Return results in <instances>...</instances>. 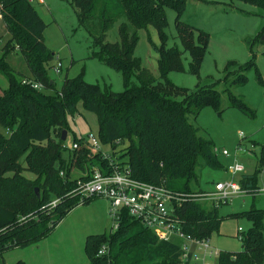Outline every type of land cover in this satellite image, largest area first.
<instances>
[{"label": "trees", "instance_id": "16d2710c", "mask_svg": "<svg viewBox=\"0 0 264 264\" xmlns=\"http://www.w3.org/2000/svg\"><path fill=\"white\" fill-rule=\"evenodd\" d=\"M233 1L209 4L225 11L234 8ZM238 1L264 10V0ZM186 2L70 0L77 26L88 33L96 48L90 57L119 71L123 90L114 92L110 87L88 83L80 72L75 77L65 76L60 90L46 93L55 85L48 74L54 54L43 40L46 24L32 2L0 0L1 20L9 35L0 55V74L8 83L7 88L0 90V257L9 249L38 241L69 211L95 198H81L76 191L71 192L78 179H88L94 167L110 170L109 160L103 158L100 151L93 153L84 140L79 141L75 135L73 142L78 143V148L63 147L66 139L61 140L62 131L66 130L67 136L70 131L67 115H75L79 101L97 116L99 137L111 145L110 156L117 155V164L127 165L131 176L138 180L187 193L201 190L193 188L198 168H224L217 161L211 140L199 135L198 127L190 123L187 116L195 118L205 107H212L220 114L222 94L227 108H237L247 116H254L255 112L243 98L232 91L233 87L246 83V73L254 67V62H227L223 77L227 85L222 92L214 88L215 84L197 85L195 90H190L171 82L170 72L198 77L210 40L209 33L181 19ZM166 9L175 13L174 28L182 49L167 46ZM118 21L119 41L107 42V31ZM149 27L155 29L159 41L156 45L149 38L157 53L158 78L143 67L141 59L134 54L137 31ZM255 41L264 43L259 34L247 39L252 58ZM14 51L21 55L29 74L18 72L9 64L7 58ZM184 52L190 57L187 68L183 64ZM24 78L43 87L36 89L24 84ZM118 144L126 146L117 150ZM64 152H67L66 157ZM22 155H25V167L18 163ZM258 164L257 169L264 165V146ZM75 169L79 176L72 174ZM23 170L35 174L36 178H26ZM238 182L244 189L253 188L255 174H242ZM52 197L62 199L55 208L48 205ZM201 205L185 201L175 212L186 234L209 238L221 221L219 206ZM240 215L251 223L245 232H238L242 249L220 251L216 264H264V210L252 206ZM118 222V228L111 230L108 236L105 233L88 235L85 241L88 264H187L181 262L178 240H159L126 210L121 211ZM104 244L107 252L98 255Z\"/></svg>", "mask_w": 264, "mask_h": 264}, {"label": "rangeland", "instance_id": "374dc122", "mask_svg": "<svg viewBox=\"0 0 264 264\" xmlns=\"http://www.w3.org/2000/svg\"><path fill=\"white\" fill-rule=\"evenodd\" d=\"M228 1L187 0L181 19L209 33L210 40L198 77L184 72L168 74L170 81L177 86L195 90L197 85L215 84L214 88L222 92L227 85L223 81L227 62L232 61L237 64H244L249 60L254 62V67L246 73V83L232 88V91L241 96L245 104L255 112L254 116H247L237 108H227L224 94L221 95L220 114L212 107H205L195 118L191 115L187 116L189 122L198 127V134L211 140L217 161L224 167L221 170L198 168V178L193 183V188L209 190L214 182L229 180L231 175L227 169L235 162L244 168L241 173L234 176L235 179L242 174H255L256 177V185L247 189L246 195L236 196L219 206L221 221L218 229L209 236L210 245L219 252H237L242 249L238 227L245 232L251 223L245 216L240 215L241 212L252 206L264 210V165L257 169L258 159L264 146V43L255 41L253 58L247 43V39H253L257 34L261 38L264 33V10L238 0L233 1L232 10L225 11L209 4L228 3ZM31 4L46 24L43 40L54 54L50 64H56L57 61L61 63L59 74L49 69L48 74L54 79L55 85L54 89L46 90V93L60 90L65 76L75 77L80 72H83V79L88 83L98 84L101 88L110 87L114 92L123 90L121 73L90 57L96 48L93 47L88 33L77 26L75 11L70 0H43L42 4L36 2ZM166 16L167 46L175 45L182 49L175 33L174 11L166 9ZM118 25L119 21L107 31L105 38L107 42L119 41ZM137 34L138 41L134 54L141 59L142 66L148 68L158 78L157 53L149 42L150 38L152 43L156 45L159 43L156 31L153 27H149L148 30L139 29ZM8 40L9 35L0 16V55ZM7 60L16 71L21 73L24 71V61L16 51L9 55ZM189 61V55L184 52L185 68ZM133 81L136 82L134 77ZM7 85V80L0 74V90L7 88ZM76 108L77 112L73 117L67 115L70 131L66 144L73 143L74 135L82 141L89 134L94 136L99 149L104 154H112L111 145L104 143L99 137L97 116L86 110L82 101L77 103ZM125 146L118 144L117 150H122ZM238 148L243 152H239ZM222 150H225L227 155H223ZM63 154L67 156V152ZM24 157L25 155H22L18 158L21 167L26 165ZM7 174L11 175V173ZM72 174L79 176V171L72 170ZM22 175L28 179L36 178L35 174L27 170H23ZM35 188L39 193V187ZM73 191L74 189L71 192ZM61 200V197H52L48 205L55 208ZM202 204L201 206L206 208L211 206L207 203ZM229 214L236 216L229 217ZM112 226L113 220L108 201L101 197L92 198L89 202L73 208L49 234L38 241L3 253L0 264H12L17 261H23L25 264H88L85 251L88 235L105 233V236H108ZM209 261L211 264H216L215 258Z\"/></svg>", "mask_w": 264, "mask_h": 264}, {"label": "built area", "instance_id": "2783aa9c", "mask_svg": "<svg viewBox=\"0 0 264 264\" xmlns=\"http://www.w3.org/2000/svg\"><path fill=\"white\" fill-rule=\"evenodd\" d=\"M28 1L34 2L35 0ZM38 1L42 2V0ZM51 69L55 74H59L61 72L60 61L52 64ZM22 83L31 84L36 89L43 87L42 84L25 78ZM83 140L93 153L100 151L103 158L109 160L110 170H100L94 167L88 179L76 181L74 191L81 198L101 197L108 201L109 212L113 220L112 230L118 228L121 211L126 210L130 216L150 229L159 240H178L182 263L211 264L209 259L217 258L219 251L212 248L209 238H196L183 231L175 210L185 201L202 202L218 207L236 196L246 195L247 189L242 188L238 179L234 178L236 174L244 170L242 165L235 162L229 166L227 170L231 178L214 182L209 190L173 192L163 185L147 183L132 177L127 165L117 164V155L111 157L110 154H104L99 149L94 136L88 134ZM63 147L77 149L78 143L73 142L71 145L65 143ZM238 150L243 152L241 148ZM221 153L227 155L225 150ZM60 175H63V171ZM241 231L242 228L238 227V232ZM107 250V245H102L98 250V255L105 254Z\"/></svg>", "mask_w": 264, "mask_h": 264}, {"label": "water", "instance_id": "95a60500", "mask_svg": "<svg viewBox=\"0 0 264 264\" xmlns=\"http://www.w3.org/2000/svg\"><path fill=\"white\" fill-rule=\"evenodd\" d=\"M260 39H261V40H264V33L262 34V36H261ZM66 137H67V131H66V130H63V131H62L61 140L64 141V140L66 139ZM35 192H36V194L38 195L37 188H35Z\"/></svg>", "mask_w": 264, "mask_h": 264}, {"label": "crops", "instance_id": "0c3cea01", "mask_svg": "<svg viewBox=\"0 0 264 264\" xmlns=\"http://www.w3.org/2000/svg\"><path fill=\"white\" fill-rule=\"evenodd\" d=\"M34 2H36L37 4H42V2H43V0H42V2H40V1H38V0H35ZM23 66H24V71L22 72L23 74H29L28 73V70H27V68H26V66H25V64H23ZM70 212V211H69ZM68 212V213H69Z\"/></svg>", "mask_w": 264, "mask_h": 264}]
</instances>
